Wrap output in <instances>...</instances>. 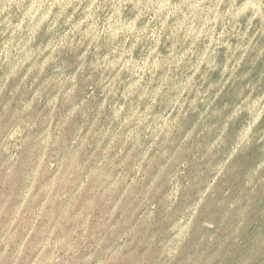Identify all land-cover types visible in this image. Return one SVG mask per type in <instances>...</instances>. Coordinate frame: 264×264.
<instances>
[{
	"label": "rangeland",
	"instance_id": "1",
	"mask_svg": "<svg viewBox=\"0 0 264 264\" xmlns=\"http://www.w3.org/2000/svg\"><path fill=\"white\" fill-rule=\"evenodd\" d=\"M0 264H264V0H0Z\"/></svg>",
	"mask_w": 264,
	"mask_h": 264
}]
</instances>
